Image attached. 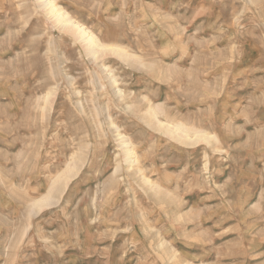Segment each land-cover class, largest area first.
<instances>
[{"label":"rangeland","instance_id":"374dc122","mask_svg":"<svg viewBox=\"0 0 264 264\" xmlns=\"http://www.w3.org/2000/svg\"><path fill=\"white\" fill-rule=\"evenodd\" d=\"M0 264H264V0H0Z\"/></svg>","mask_w":264,"mask_h":264},{"label":"bare ground","instance_id":"6f19581e","mask_svg":"<svg viewBox=\"0 0 264 264\" xmlns=\"http://www.w3.org/2000/svg\"><path fill=\"white\" fill-rule=\"evenodd\" d=\"M48 4H49L50 6L52 5V3H50V2L47 3V5H48ZM53 6H54V5H53ZM53 6H52V7H53ZM53 8H54V7H53ZM54 9H55V8H54ZM51 13H52V12H51ZM55 14H59V13L56 11V12H54V15H55ZM58 16H59V15H58ZM58 22H59V21H58ZM61 22H62V20L59 22V24H60ZM67 22H68V21H67ZM64 23H65V20H64ZM62 25H63V24H62ZM85 30H86V29H85ZM78 31L81 32L80 35H81V37L83 38V35L85 34V32H84L82 29H81V30L78 29ZM86 33H87V32H86ZM85 38H86L87 43H88L89 46L91 47L90 49H91V50H95V49L97 48V45H96L95 41H93V37H92L91 35L87 34V35H85ZM85 38H84V39H85ZM98 49H99V48H98ZM110 50H111V49H110ZM94 52H95V51H94ZM94 52H93V53H94ZM94 54H95V53H94ZM151 108H152V107H151ZM155 110H156V109H155ZM155 110H154V109H151L150 112H149L150 115H156L155 112H157V111H155ZM157 114H158V112H157ZM147 115H148V114H147ZM150 118H152V117H150ZM169 129L171 130V128H169ZM183 129H184V128H183ZM187 129H188V128H187ZM174 132H175V131H174ZM174 132L171 133V134H174ZM183 132H184V131H183ZM179 133H180V132H179ZM192 133H193V130H192ZM194 133H195V132H194ZM187 134H188V130H187V133H186V134H183V136L186 135V137H187ZM196 134H198V132H197ZM202 135H203V134H202ZM204 136H205V135H204ZM204 136H201V138L204 137ZM181 138H182V137H181ZM189 138H191V137L189 136ZM195 138H197V140H198V138H200V135H196ZM204 138H206V136H205ZM184 139H185V138H184ZM186 139H187V138H186ZM195 140H196V139H195ZM197 140H196V141H197ZM196 141H195V142H196ZM189 142H190V141H189ZM186 143H187V142H186ZM44 199H45V198H44ZM46 199H47V198H46ZM46 199H45V200H46ZM38 203H39V202H38ZM41 204H42V203H41ZM36 206H37V205H36Z\"/></svg>","mask_w":264,"mask_h":264}]
</instances>
